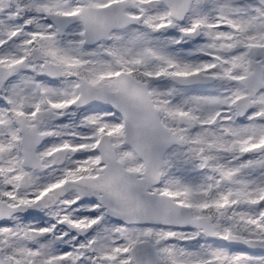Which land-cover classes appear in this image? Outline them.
<instances>
[{
  "label": "snow or ice",
  "instance_id": "6c2138e0",
  "mask_svg": "<svg viewBox=\"0 0 264 264\" xmlns=\"http://www.w3.org/2000/svg\"><path fill=\"white\" fill-rule=\"evenodd\" d=\"M0 264H264V0H0Z\"/></svg>",
  "mask_w": 264,
  "mask_h": 264
}]
</instances>
